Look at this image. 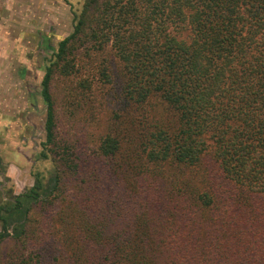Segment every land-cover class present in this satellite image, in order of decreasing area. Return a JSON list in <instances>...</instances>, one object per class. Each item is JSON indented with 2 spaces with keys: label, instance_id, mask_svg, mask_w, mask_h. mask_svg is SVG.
<instances>
[{
  "label": "trees",
  "instance_id": "1",
  "mask_svg": "<svg viewBox=\"0 0 264 264\" xmlns=\"http://www.w3.org/2000/svg\"><path fill=\"white\" fill-rule=\"evenodd\" d=\"M72 13L41 80L54 179L0 202V264H264V0ZM56 74L109 105L94 146L58 144Z\"/></svg>",
  "mask_w": 264,
  "mask_h": 264
},
{
  "label": "rangeland",
  "instance_id": "2",
  "mask_svg": "<svg viewBox=\"0 0 264 264\" xmlns=\"http://www.w3.org/2000/svg\"><path fill=\"white\" fill-rule=\"evenodd\" d=\"M82 1L0 0V202L28 189L33 173H40L44 185L54 179L53 163L40 155L46 115L41 80L58 41L71 32L73 9ZM66 84L57 74L50 84L57 142L94 146L109 105L98 104L95 89L89 104L65 103Z\"/></svg>",
  "mask_w": 264,
  "mask_h": 264
}]
</instances>
